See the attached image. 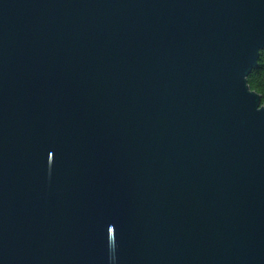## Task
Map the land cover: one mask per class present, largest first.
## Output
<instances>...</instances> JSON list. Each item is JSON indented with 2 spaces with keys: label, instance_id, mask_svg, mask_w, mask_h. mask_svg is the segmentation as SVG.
Wrapping results in <instances>:
<instances>
[{
  "label": "water",
  "instance_id": "obj_1",
  "mask_svg": "<svg viewBox=\"0 0 264 264\" xmlns=\"http://www.w3.org/2000/svg\"><path fill=\"white\" fill-rule=\"evenodd\" d=\"M264 0H0V264H264Z\"/></svg>",
  "mask_w": 264,
  "mask_h": 264
},
{
  "label": "trees",
  "instance_id": "obj_2",
  "mask_svg": "<svg viewBox=\"0 0 264 264\" xmlns=\"http://www.w3.org/2000/svg\"><path fill=\"white\" fill-rule=\"evenodd\" d=\"M247 82L251 88L260 93L262 102L264 101V46L259 50L257 63L249 71Z\"/></svg>",
  "mask_w": 264,
  "mask_h": 264
}]
</instances>
